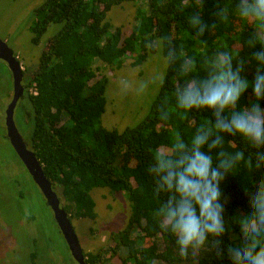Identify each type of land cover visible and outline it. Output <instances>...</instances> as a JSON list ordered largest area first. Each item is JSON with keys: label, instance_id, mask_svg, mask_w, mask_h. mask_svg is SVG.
<instances>
[{"label": "trees", "instance_id": "trees-1", "mask_svg": "<svg viewBox=\"0 0 264 264\" xmlns=\"http://www.w3.org/2000/svg\"><path fill=\"white\" fill-rule=\"evenodd\" d=\"M126 2L141 4L134 29L124 32L111 25L108 15L114 6ZM237 2L48 0L36 12L33 44L40 45L53 27L60 25V30L49 38L38 63L29 69L27 93L19 108L21 121L33 124L32 150L53 189L61 192V204L71 222L97 218L94 189L124 192L131 202L127 226L111 234L101 252L111 264H232L228 249L243 243L236 221L251 211L249 191L264 183V150L258 151L239 135L223 134V150L242 153V159L220 185L226 230L218 238V247L209 236L206 249L187 260L179 256L175 237L161 227L156 212L168 195H157L156 178L149 171L158 150L171 152L177 134L190 142L200 126L214 121L211 112H185L176 103L178 87L206 76L205 57L230 52L234 59H243L242 76L254 80L257 63L253 57L261 46L247 47L253 29L239 17ZM221 9L223 19L218 15ZM194 14L201 17L202 32L189 22ZM158 42L165 58L172 49L178 59L167 61V72L148 114L123 133L104 128L108 78L102 68H121L133 57V66H140L157 51ZM181 54L196 61L195 70L187 76L180 72ZM254 101L249 87L237 111ZM260 106L264 108V100ZM2 130L0 124V133ZM217 151L210 153L214 163ZM66 244L63 240L62 248L68 249L74 260ZM102 255L84 252L87 264H101Z\"/></svg>", "mask_w": 264, "mask_h": 264}, {"label": "clouds", "instance_id": "clouds-1", "mask_svg": "<svg viewBox=\"0 0 264 264\" xmlns=\"http://www.w3.org/2000/svg\"><path fill=\"white\" fill-rule=\"evenodd\" d=\"M237 13L253 29L246 41L247 47L261 46L253 57L257 63L254 80L242 76L244 61L234 59L230 52L205 57L206 76L191 79L178 87L176 103L185 112H211L214 121L210 119L200 126L190 142L177 134L171 152L158 150L149 168L156 178L157 195H168L156 215L161 227L175 237L178 254L184 260L205 250L210 243L209 236L218 247V238L226 230L220 185L242 159V153L224 151L223 134L239 135L258 151L264 150V108L260 106V101L264 100V0H238ZM218 15L223 19L224 10L221 9ZM189 22L198 31H203L199 14H194ZM166 59L174 63L178 59L176 51L170 49ZM179 59L182 60V75L187 76L195 70V60L183 54ZM237 62L238 66L234 67ZM249 87L255 101L237 111L238 103ZM213 150H218L215 163L210 154ZM249 206L248 215L236 221L243 243L228 249L232 264H264V183H258L249 191Z\"/></svg>", "mask_w": 264, "mask_h": 264}, {"label": "rangeland", "instance_id": "rangeland-1", "mask_svg": "<svg viewBox=\"0 0 264 264\" xmlns=\"http://www.w3.org/2000/svg\"><path fill=\"white\" fill-rule=\"evenodd\" d=\"M46 1L0 0V38L14 49L24 67L30 68L39 61L45 43L60 30V25L49 30L39 46L32 42V28L37 22L35 12ZM140 4L127 2L114 6L108 21L124 32L134 29ZM158 47L140 66H133L136 61L133 57L121 68H102V73L108 78L107 107L102 118L104 128L123 133L146 117L167 72L161 42H158ZM5 77L0 68L2 111L7 108ZM6 91L9 93V89ZM17 118L16 113V125L31 143L32 122ZM56 192L61 198L59 189ZM92 197L96 202L97 218L94 221H73L72 224L83 251L102 255L111 234L127 226L132 205L124 192L116 193L107 188L94 189ZM62 239V233L39 188L18 160L3 132L0 133V264H76L66 252L68 249L62 248ZM106 256L103 253L101 264H111Z\"/></svg>", "mask_w": 264, "mask_h": 264}, {"label": "water", "instance_id": "water-1", "mask_svg": "<svg viewBox=\"0 0 264 264\" xmlns=\"http://www.w3.org/2000/svg\"><path fill=\"white\" fill-rule=\"evenodd\" d=\"M0 51L3 57L8 61L10 68L14 74V98L6 112V129L7 135L11 145L14 147L18 156L22 160L24 166L28 170L34 183L37 185L43 194L46 202L54 214V219L59 227L65 242L71 252L72 257L77 264H87L84 251L80 245L75 228L69 219V214L62 207L61 199L57 192L54 191L52 183L47 179L44 174L43 166L37 159L36 154L28 149V144L25 142L23 136L19 132L14 113L18 101L23 96V88L21 86L22 74L20 65L15 58L13 51L0 39Z\"/></svg>", "mask_w": 264, "mask_h": 264}, {"label": "flooded vegetation", "instance_id": "flooded-vegetation-1", "mask_svg": "<svg viewBox=\"0 0 264 264\" xmlns=\"http://www.w3.org/2000/svg\"><path fill=\"white\" fill-rule=\"evenodd\" d=\"M127 3V2H126ZM125 4V3H124ZM123 5V4H122ZM121 6V5H120ZM37 12V11H36ZM35 12V13H36ZM1 39V38H0ZM2 40V39H1ZM5 44H7L6 43V41H4V40H2ZM47 43H45V45H46ZM8 45V44H7ZM35 45V44H34ZM41 45V44H40ZM36 46H39V45H36ZM8 47L9 48H11L9 45H8ZM11 50L13 51V54H14V56H15V58L17 59V61L19 62V65H20V71H21V74H22V80H21V86H22V88H23V96L20 98V100L18 101V104H17V106H16V108H15V113H14V119H15V116H16V113L18 114V118L17 119H19V120H23V118L20 116V113H19V108H20V104H21V102H22V99H23V97L26 95V93H27V79H28V73H29V69H31V67L29 68V66H26V67H24L23 65H22V63H21V61H20V59H19V57L17 56V53L14 51V49H12L11 48ZM38 63V62H37ZM36 63V64H37ZM1 65L4 67V70H3V67H1ZM34 66V65H33ZM32 66V67H33ZM0 68H1V70L2 71H4V73L6 74V84H5V93H6V99H7V101H5L6 102V107L7 108H5V111H2V110H0V114H2V119H1V126H2V128H3V130H2V132H3V135L6 137V139L9 141V143H10V140H9V138H8V135H7V129H6V112H7V109H8V107L10 106V104L12 103V101H13V98H14V94H15V91H14V74H13V71H12V69L10 68V65L8 64V61L3 57V55H2V53H1V51H0ZM6 89H9V93L6 91ZM30 91H31V89H30ZM11 93V94H10ZM10 95V97L8 98V96ZM9 99H10V101H9ZM15 123H16V121H15ZM17 126V125H16ZM18 128V127H17ZM19 130V129H18ZM1 132V133H2ZM19 132L21 133V131L19 130ZM21 135H22V133H21ZM23 136V135H22ZM23 138H24V136H23ZM4 139V138H3ZM24 140H25V142L28 144V149L29 150H31V151H33L32 150V147H31V143H29V142H27V140L24 138ZM11 144V143H10ZM12 146V145H11ZM13 147V146H12ZM13 149H14V147H13ZM14 151H15V149H14ZM34 152V151H33ZM15 153H16V155H17V157H18V160L22 163V165L24 166V164H23V162H22V160L20 159V157L18 156V154H17V152L15 151ZM24 168H26L25 166H24ZM27 170V169H26ZM27 172H28V170H27ZM29 173V172H28ZM37 186V185H36ZM55 191V190H54ZM41 192V191H40ZM56 192V191H55ZM42 194V193H41ZM42 196H43V194H42ZM43 198H44V196H43ZM44 200H45V202H46V199L44 198ZM46 204H47V202H46ZM47 206H48V204H47ZM49 207V206H48ZM51 210V209H50ZM52 214H53V212H52ZM53 217H54V214H53ZM71 253V252H70ZM75 261V260H74ZM75 263L77 264V262L75 261Z\"/></svg>", "mask_w": 264, "mask_h": 264}]
</instances>
